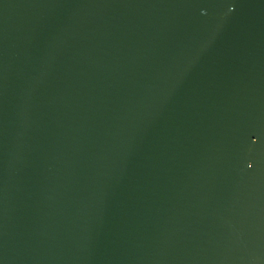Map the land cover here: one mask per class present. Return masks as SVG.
Masks as SVG:
<instances>
[{
  "label": "water",
  "instance_id": "obj_1",
  "mask_svg": "<svg viewBox=\"0 0 264 264\" xmlns=\"http://www.w3.org/2000/svg\"><path fill=\"white\" fill-rule=\"evenodd\" d=\"M0 264H264V0H0Z\"/></svg>",
  "mask_w": 264,
  "mask_h": 264
}]
</instances>
